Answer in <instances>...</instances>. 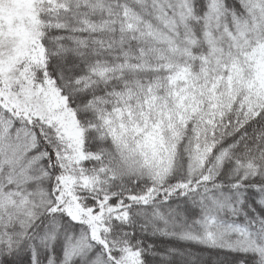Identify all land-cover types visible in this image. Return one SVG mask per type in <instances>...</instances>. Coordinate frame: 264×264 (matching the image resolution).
Returning a JSON list of instances; mask_svg holds the SVG:
<instances>
[{"label": "snow or ice", "instance_id": "6c2138e0", "mask_svg": "<svg viewBox=\"0 0 264 264\" xmlns=\"http://www.w3.org/2000/svg\"><path fill=\"white\" fill-rule=\"evenodd\" d=\"M0 264H264V0H0Z\"/></svg>", "mask_w": 264, "mask_h": 264}]
</instances>
